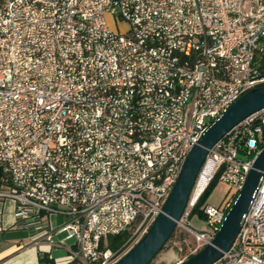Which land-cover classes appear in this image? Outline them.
Instances as JSON below:
<instances>
[{
    "label": "built area",
    "instance_id": "1",
    "mask_svg": "<svg viewBox=\"0 0 264 264\" xmlns=\"http://www.w3.org/2000/svg\"><path fill=\"white\" fill-rule=\"evenodd\" d=\"M263 65L264 0H0V204L14 202L53 264H114L162 211L207 127L264 85ZM263 146L264 108L208 149L201 192L218 174L233 193L202 227L189 201L176 223L194 238L188 255L211 243ZM213 264H264V172Z\"/></svg>",
    "mask_w": 264,
    "mask_h": 264
},
{
    "label": "water",
    "instance_id": "2",
    "mask_svg": "<svg viewBox=\"0 0 264 264\" xmlns=\"http://www.w3.org/2000/svg\"><path fill=\"white\" fill-rule=\"evenodd\" d=\"M264 108V85L253 87L234 100L193 145L182 165L162 211L147 232L114 264H149L162 249L186 209L200 168L215 142L247 116ZM264 172V146L256 155L242 189L227 211L215 237L196 253L177 264H213L235 239L252 196Z\"/></svg>",
    "mask_w": 264,
    "mask_h": 264
},
{
    "label": "crops",
    "instance_id": "3",
    "mask_svg": "<svg viewBox=\"0 0 264 264\" xmlns=\"http://www.w3.org/2000/svg\"><path fill=\"white\" fill-rule=\"evenodd\" d=\"M13 211L14 202L12 200L7 199L0 204V264H53L52 260L48 259L47 254L41 253L39 248L34 245L37 230L17 222L13 216ZM55 217L60 218V223L64 221L62 216ZM48 220L51 221V216ZM66 240L63 241L62 247H52L51 251L62 249L66 253L73 244L67 246ZM40 242L44 244L45 241L40 239Z\"/></svg>",
    "mask_w": 264,
    "mask_h": 264
},
{
    "label": "rangeland",
    "instance_id": "4",
    "mask_svg": "<svg viewBox=\"0 0 264 264\" xmlns=\"http://www.w3.org/2000/svg\"><path fill=\"white\" fill-rule=\"evenodd\" d=\"M118 27L119 29L123 30L126 28V25L121 22L119 23ZM238 158L245 159V155L240 153ZM232 193L233 190H229L225 184L218 182L206 200V210L212 211L224 197L229 198ZM190 221L194 226L197 227H202L203 225L201 219L196 214L190 218ZM50 222L51 225L56 226L57 222L60 223V218L57 219L54 215H52ZM64 236L65 233L58 234L54 236V241H57ZM193 240L194 238L187 227L176 226L165 245L155 255L149 264H177L179 261L187 259V256L193 247ZM71 243H73L72 239L65 241L67 246H69ZM128 246L129 244L123 250H125ZM51 252L54 257H59L65 254L62 249H53Z\"/></svg>",
    "mask_w": 264,
    "mask_h": 264
},
{
    "label": "trees",
    "instance_id": "5",
    "mask_svg": "<svg viewBox=\"0 0 264 264\" xmlns=\"http://www.w3.org/2000/svg\"><path fill=\"white\" fill-rule=\"evenodd\" d=\"M264 66V65H263ZM218 183V174H216L211 181L209 182V184L206 186V188L201 192V194L198 196L194 206L191 208L190 213H189V217L191 218L193 215H197L200 219H203L205 216V212H206V200L209 196V194L211 193V191L213 190L214 186ZM128 234L126 231L121 232L119 234L116 235H109L106 238V243L107 246L113 250L117 249L119 246H121V244L125 241V239L127 238ZM191 255L187 256V259L190 257Z\"/></svg>",
    "mask_w": 264,
    "mask_h": 264
},
{
    "label": "bare ground",
    "instance_id": "6",
    "mask_svg": "<svg viewBox=\"0 0 264 264\" xmlns=\"http://www.w3.org/2000/svg\"><path fill=\"white\" fill-rule=\"evenodd\" d=\"M205 172L201 173V175L197 178L196 184L193 188L192 195H191V201H195L201 192L203 185L205 183Z\"/></svg>",
    "mask_w": 264,
    "mask_h": 264
}]
</instances>
